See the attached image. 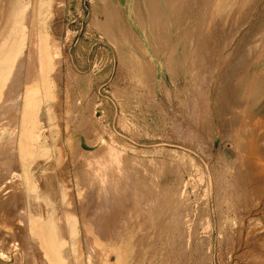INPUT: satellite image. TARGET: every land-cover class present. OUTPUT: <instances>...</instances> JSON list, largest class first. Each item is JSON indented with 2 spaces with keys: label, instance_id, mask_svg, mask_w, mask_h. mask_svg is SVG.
<instances>
[{
  "label": "rangeland",
  "instance_id": "obj_1",
  "mask_svg": "<svg viewBox=\"0 0 264 264\" xmlns=\"http://www.w3.org/2000/svg\"><path fill=\"white\" fill-rule=\"evenodd\" d=\"M24 1L59 53L0 139V264H55L49 225L71 264H264V0Z\"/></svg>",
  "mask_w": 264,
  "mask_h": 264
},
{
  "label": "bare ground",
  "instance_id": "obj_2",
  "mask_svg": "<svg viewBox=\"0 0 264 264\" xmlns=\"http://www.w3.org/2000/svg\"><path fill=\"white\" fill-rule=\"evenodd\" d=\"M28 13L27 3L24 0H0V139L3 131H12L9 127H5L6 124L12 123L11 126L14 128L19 127V150L22 154L30 150L26 142L32 131L29 125L37 121L41 103L52 97L47 75L52 67L53 59L59 53L57 44L37 33L35 17L31 20ZM25 47H27V53L23 54L22 50ZM28 52L29 57L25 62ZM24 66H26L27 80L25 79L22 87L19 82L17 87V82L22 78ZM26 82L28 85L25 87ZM263 129L262 125L259 126V123L254 121L253 126L246 128L243 132L259 130L261 134ZM114 143L121 144L119 140H114ZM194 185L199 186L198 189H201L206 196L209 194V190L205 189V183L195 182ZM253 206L255 210L263 206L259 196L255 199ZM249 220L252 219L249 217L248 222ZM76 233V226L73 223L70 224L69 236L73 238ZM56 237L57 230L49 225L45 238L50 245L53 262L71 264L63 239L60 238L56 243ZM78 260L79 258L76 257L75 264H80Z\"/></svg>",
  "mask_w": 264,
  "mask_h": 264
}]
</instances>
